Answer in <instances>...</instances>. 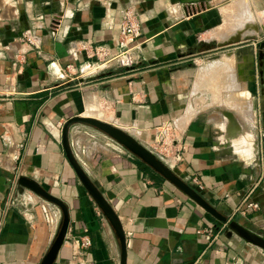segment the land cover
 <instances>
[{
	"label": "crops",
	"instance_id": "0c3cea01",
	"mask_svg": "<svg viewBox=\"0 0 264 264\" xmlns=\"http://www.w3.org/2000/svg\"><path fill=\"white\" fill-rule=\"evenodd\" d=\"M242 2H0V264H39L61 218L56 207L33 193L19 194L21 176L37 181L69 208L70 225L55 264H120L115 235L62 147V127L75 116L106 118L145 147L166 129L179 152V159L166 164L230 220L264 239V71L257 69L264 68V47L260 41L244 46L241 35L257 33L254 24L264 18V0H249V7L258 8L256 15ZM187 6L206 11L187 16ZM245 7L249 18L239 24ZM55 15L61 24L53 34ZM128 19L142 35L127 50L121 31ZM231 27L235 34L224 38ZM237 35L241 42L226 47L232 48L227 55L236 62L241 57L256 73L243 76L249 88L235 92L248 97L241 111L250 121L240 118L239 108L232 109L238 120L229 133L222 131L224 119L215 112L196 110L187 118L196 78L183 65L202 52L221 50L219 44ZM99 48L107 51L104 60L91 58ZM70 144L123 225L127 264H264V250L223 229L102 133L74 126ZM254 187L259 208L234 216ZM85 236L89 249L77 243Z\"/></svg>",
	"mask_w": 264,
	"mask_h": 264
},
{
	"label": "water",
	"instance_id": "95a60500",
	"mask_svg": "<svg viewBox=\"0 0 264 264\" xmlns=\"http://www.w3.org/2000/svg\"><path fill=\"white\" fill-rule=\"evenodd\" d=\"M240 42L241 35H237L230 41L219 44L218 48H226ZM262 47H264V43ZM78 125L92 128L111 139L129 154L134 156L144 166L149 168L154 174L173 185L177 190H179L187 198L203 209L215 221L226 226L230 233H233L245 242L264 250V239L253 234L245 227L238 224L237 221L230 220L227 216L221 213L218 208L207 202L190 184L179 177L167 164H165L147 147L140 143L133 135L115 125H112L111 123L97 118L75 116L68 119L62 127V147L66 158L74 170L80 184L97 206L104 219L108 222L112 232L115 235L120 250V264H127V242L125 231L119 217L115 213L110 203L105 199L103 194L87 176L75 158L70 144V132L74 126ZM17 186L19 194H23L24 191L27 190L45 202L56 207L61 213L58 229L49 245V248L39 263L55 264L67 237L70 225L69 208L63 200L53 196L33 179L21 176L18 179Z\"/></svg>",
	"mask_w": 264,
	"mask_h": 264
},
{
	"label": "rangeland",
	"instance_id": "374dc122",
	"mask_svg": "<svg viewBox=\"0 0 264 264\" xmlns=\"http://www.w3.org/2000/svg\"><path fill=\"white\" fill-rule=\"evenodd\" d=\"M2 1L5 3L6 0H0V2H2ZM242 1H243L242 2L243 6L246 4L247 9L251 13H253L255 15L259 13V12H257L258 8L253 9L251 7V5L249 7V0H242ZM239 2H241V1H239ZM242 3H240V5ZM246 7H245V9H243V11H241V13L239 15V18L241 19V20L239 19V24L243 23L242 20L245 21V19L249 18ZM229 17L231 19V16H229ZM240 21H242V22H240ZM262 21H264V18H260L259 21L258 20L256 21V23L254 25H255V32H257V33L255 35L250 34V35H253V36H250V38H247L249 36L248 34L241 33L242 37L245 38V40H246L245 42L247 43V44H244V46L248 45L249 43L256 42V41H258V42L260 41V43H264V33L262 31L259 32V29H258L260 26H262V24H261ZM227 23H228V21L223 26H221L219 28L225 27ZM219 28H215V29H219ZM256 29H258V30H256ZM231 30L232 29H229V34L226 31L224 38L227 37V35L230 36L232 34L233 35L235 34ZM212 32H214V31H212ZM218 32H220V31H218ZM209 36H210V33L207 34V37L204 36V39L206 38L205 40H208V38H210ZM212 40H215V39H212ZM217 40H218V38H217ZM218 41H220V40H218ZM212 43H216V42H212ZM230 49H232V48H225V49H221V50H213V51L210 50V51L202 52L199 55L191 57L192 61L189 62L188 66L183 65V69H186V68L191 69L194 73L195 78H196V83H195L196 85L193 88V91L191 90V97H190V100L188 103L189 104L188 105L189 111H191L193 109L195 111V114H196V110H200L203 112H210L211 111V112H215V113L219 114L224 119V122H225L224 128L222 131L223 132H229V133L231 132V125L230 124L234 119L233 116L235 117V120H238L237 119L238 118L237 117L238 111L236 112V115H235L231 111L232 109L235 108L237 110V108H239V115L241 116L240 117L241 119H244V118L246 119V116H247V115L243 116V118H242L243 112L241 110L243 108L245 109V107H246V104H244V105L242 104L243 103L242 100H246L245 101V103H246V102H248L247 101L248 97H244V96L236 97L235 92L237 91V89H240L239 91L242 92L241 89L246 90L247 88H249V82H248V80H243L242 79L243 76H245V78H246L247 76H249L251 74L254 75L256 73V69H254V66H253L254 70H252L251 69L252 65L242 64L241 57L238 58V62H236L237 58L235 59V57L231 54L227 55V53H230V52L232 53V50H230ZM221 57L222 58L228 57L229 58V59H227L228 62L224 63L225 61H223V64H222V61H221V64H219L217 66L219 69H217V68H216L217 70L213 69L211 71L210 75L205 76L206 79L200 78L199 73H201L207 67H209V66L211 67L213 65V62L216 59H219ZM124 58H125L126 62H129L128 58H126V57H124ZM233 59H234V63H233ZM233 64H235V65H233ZM220 65L221 66L224 65V67L222 66L223 69L220 67ZM225 65L227 66V68ZM257 69H258V72L260 74L262 71H264L263 70L264 68H262V67H257ZM216 71H217V73H216ZM221 72H224V74ZM212 75L214 77H212ZM229 78H230V80H228ZM259 82L261 84L260 86L263 88V81L261 80ZM208 83H210V84L208 85ZM224 83H226V84H224ZM221 85L224 86V88ZM227 85L228 86L231 85V86L228 87ZM232 85H233V88H232ZM227 88L229 91L227 90ZM233 102H234V104H233ZM237 103H240L239 106H237ZM245 114H247V113H245ZM228 120H230V121H228Z\"/></svg>",
	"mask_w": 264,
	"mask_h": 264
},
{
	"label": "built area",
	"instance_id": "2783aa9c",
	"mask_svg": "<svg viewBox=\"0 0 264 264\" xmlns=\"http://www.w3.org/2000/svg\"><path fill=\"white\" fill-rule=\"evenodd\" d=\"M206 8L201 6H187V16H192L194 14L205 12ZM61 24V16L55 15L52 18L50 29L53 34L57 33V29ZM141 28L140 26L132 22L130 19L127 20L126 25L122 28L121 37H122V46L125 49H129L134 42L141 37ZM29 43L30 39L26 38ZM107 56V51L104 48H99L95 50L91 58H97L101 60ZM152 153H154L158 158H160L165 164L174 159H179V152L177 150L176 144L171 138V135L166 131V129L161 128L158 136L154 138L153 142L147 147ZM256 188H252L249 193L242 199L240 204L236 207L234 211V216H245L248 210H256L259 208V204L254 201ZM223 229L226 226H222ZM81 249H89L91 247V240L88 237H83L77 241Z\"/></svg>",
	"mask_w": 264,
	"mask_h": 264
},
{
	"label": "bare ground",
	"instance_id": "6f19581e",
	"mask_svg": "<svg viewBox=\"0 0 264 264\" xmlns=\"http://www.w3.org/2000/svg\"><path fill=\"white\" fill-rule=\"evenodd\" d=\"M244 7V6H243ZM245 9V8H244ZM230 13V12H229ZM231 20H232V17H231ZM241 20V19H240ZM246 20V19H245ZM236 21V20H235ZM240 22H242V21H240ZM239 23V22H238ZM247 23V22H246ZM237 25V24H236ZM242 27V26H241ZM230 29H233V28H230ZM241 29V28H240ZM226 30V29H225ZM232 32H233V30H231ZM224 32V31H223ZM217 33V32H216ZM219 33V32H218ZM225 34H226V31L224 32ZM228 34H229V31H228ZM231 34V33H230ZM249 36H252V35H250V34H248ZM228 36V35H227ZM214 38H217V36L216 35H214L213 36ZM218 37H220V36H218ZM219 40H220V38H219ZM224 40V39H223ZM221 42V41H220ZM223 59V61H225L224 63H226V62H228L227 61V59H229L228 57H224V58H219V59H216L214 62H213V65L210 67H207L206 69H204L201 73H199L200 75V78H205L206 79V77L205 76H207V75H210L211 74V71L214 69H219L217 66L219 65V64H221V60ZM232 59V58H231ZM230 62V61H229ZM223 67H224V65H222ZM221 65H220V67L223 69V67H222ZM226 66V65H225ZM226 68H227V66H226ZM216 69V70H217ZM226 70V69H225ZM230 71V70H229ZM213 73V72H212ZM216 73H217V71H216ZM221 73H223L224 74V72H221ZM226 73V72H225ZM220 74V73H219ZM215 75V74H214ZM212 77H214L213 75H212ZM228 77V76H227ZM208 78V77H207ZM216 78V77H215ZM215 80V79H214ZM223 82V81H222ZM229 82V81H228ZM210 83H208V85H209ZM224 84H226V83H224ZM230 84V83H229ZM205 85V84H204ZM216 85V84H215ZM211 86V85H210ZM222 86V85H221ZM228 86V85H227ZM231 85H229L228 87H230ZM217 87V86H216ZM223 88H224V86H222ZM207 88V87H206ZM226 89V88H225ZM230 89V88H229ZM227 90H228V88H227ZM229 91V90H228ZM217 93V92H216ZM91 98H93V97H91ZM89 100H90V98H89ZM228 105V104H227ZM193 110V109H192ZM189 111V113H188V115H187V118H189V117H192V116H194L195 115V111L193 110V111ZM98 112V111H97ZM96 112V113H97ZM104 112V111H103ZM108 112V111H107ZM107 112L105 111V113H106V115H107ZM194 112V113H193ZM244 112V111H243ZM105 113H102V117L103 116H105ZM245 113H247V112H244L243 113V115L244 116H246L247 114H245ZM97 116V115H96ZM248 116V115H247ZM97 118V117H96ZM225 118V117H224ZM232 118V117H231ZM234 118V119H233ZM233 121H235V117L233 116ZM111 119V118H110ZM110 119H108V120H110ZM102 120V119H101ZM105 120H107L106 118H105ZM104 119H103V121H105ZM227 120V119H226ZM247 120V119H246ZM249 120V119H248ZM247 120V121H248ZM228 121H230V120H228ZM227 121V122H228ZM232 121V120H231ZM233 121H232V123H233ZM250 121V120H249ZM105 122H107V121H105ZM237 121H235V123H236ZM229 123V122H228ZM231 125V124H230Z\"/></svg>",
	"mask_w": 264,
	"mask_h": 264
}]
</instances>
